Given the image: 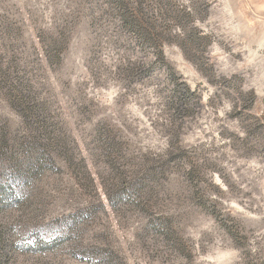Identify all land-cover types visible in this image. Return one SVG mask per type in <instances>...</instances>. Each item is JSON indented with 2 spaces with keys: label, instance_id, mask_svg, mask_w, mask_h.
<instances>
[{
  "label": "rangeland",
  "instance_id": "rangeland-1",
  "mask_svg": "<svg viewBox=\"0 0 264 264\" xmlns=\"http://www.w3.org/2000/svg\"><path fill=\"white\" fill-rule=\"evenodd\" d=\"M124 4L0 0V137L31 84L96 186L58 160L0 264H264V0Z\"/></svg>",
  "mask_w": 264,
  "mask_h": 264
},
{
  "label": "trees",
  "instance_id": "trees-1",
  "mask_svg": "<svg viewBox=\"0 0 264 264\" xmlns=\"http://www.w3.org/2000/svg\"><path fill=\"white\" fill-rule=\"evenodd\" d=\"M112 3L118 7L122 21L125 22L129 31L137 34L138 26L134 16L125 6L124 0H112ZM8 89L11 104L23 117L29 135L25 137V141L20 146L16 139L12 145V140L7 137L8 132L0 137V256H11L17 250L14 226L10 224L9 217L19 212L25 214L30 211V215L34 216L38 214L39 205L36 203L38 185L49 173L59 172L58 160L63 159L68 168L74 169L82 176L80 178L81 187L85 192L96 187L87 171L85 172L82 162L74 156L67 136L65 133L63 135L64 130L51 121V110L37 97L32 85L22 82L11 84ZM174 93L176 95L178 93L179 98L176 99L183 106L185 98L180 94L182 92L174 91ZM110 150H116L115 146H112ZM117 164L118 162L115 165L111 163L113 166L111 168L114 170ZM119 170L118 167L114 171V177L119 175ZM139 191L141 189L136 192V195L140 197L141 192ZM85 218V215H81L77 221H75L76 218L72 219L73 221L66 227V236H70V230L77 223L85 222ZM36 235L33 240L46 249L56 248L65 239L63 236V239L55 236L46 241L44 238L46 235ZM28 248L31 249L29 246Z\"/></svg>",
  "mask_w": 264,
  "mask_h": 264
}]
</instances>
